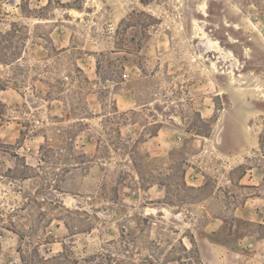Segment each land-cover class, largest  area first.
<instances>
[{
  "label": "rangeland",
  "instance_id": "1",
  "mask_svg": "<svg viewBox=\"0 0 264 264\" xmlns=\"http://www.w3.org/2000/svg\"><path fill=\"white\" fill-rule=\"evenodd\" d=\"M0 264H264V0H0Z\"/></svg>",
  "mask_w": 264,
  "mask_h": 264
}]
</instances>
